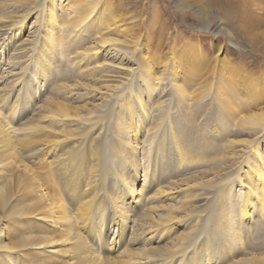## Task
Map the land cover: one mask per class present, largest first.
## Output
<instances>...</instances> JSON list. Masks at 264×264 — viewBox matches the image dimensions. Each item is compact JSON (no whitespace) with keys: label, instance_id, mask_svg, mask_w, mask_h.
Returning <instances> with one entry per match:
<instances>
[{"label":"rangeland","instance_id":"1","mask_svg":"<svg viewBox=\"0 0 264 264\" xmlns=\"http://www.w3.org/2000/svg\"><path fill=\"white\" fill-rule=\"evenodd\" d=\"M261 109L264 0H0V264H264Z\"/></svg>","mask_w":264,"mask_h":264},{"label":"bare ground","instance_id":"2","mask_svg":"<svg viewBox=\"0 0 264 264\" xmlns=\"http://www.w3.org/2000/svg\"><path fill=\"white\" fill-rule=\"evenodd\" d=\"M27 39H24V41H26ZM179 84H176V86H178ZM221 92H223V93H225V95H227V97H226V100H225V102H223V106L225 107V109L226 110H228V111H230V112H234L235 113V115H236V113H238L239 112V108H238V106L235 104L236 102L234 101L235 99L233 98V95L232 94H230V93H227V91L225 90L224 91V89H219V96H220V93ZM139 101H142V97L141 96H139ZM221 104V103H220ZM60 107H62V108H66V104H63V103H60ZM243 117V121H247V120H251V121H253V119H260V117H264V109H261V110H259V111H255V112H253V113H250V114H246L245 116L243 115L242 116ZM256 122H259V120H257ZM260 123V122H259ZM30 142V141H29ZM91 153V152H90ZM92 154L94 155V156H96L97 155V150L95 149H93V152H92ZM255 174L259 177V178H262V181L263 182H261V180L260 181H258L257 182V185H256V191L255 192H259L260 191V193L261 194H263V199H262V201H261V204H260V207L261 208H264V175H263V171L261 170V169H256V171H255ZM247 202L249 203V204H251L252 203V196H250L248 199H247ZM68 233V235H67V237L69 238L68 240L69 241H72V240H74V238H77V236H78V233L76 232V231H68L67 232ZM2 236V235H1ZM66 237H63V238H61L60 240L61 241H65L66 239H65ZM59 240V241H60ZM48 241V240H47ZM50 242L49 243H55L54 244V246H53V250L56 252V251H59V248L60 247H57V244L59 243L57 240H55V241H53V240H49ZM57 241V242H56ZM60 241V242H61ZM40 242H42V240L41 241H39L38 243H40ZM45 243H48V242H44V243H40L39 244V246L41 245L42 246V244H45ZM14 245H16V243H14ZM56 245V246H55ZM0 246L2 247V248H8L9 246L7 245V244H5V243H0ZM13 247V246H12ZM39 248V247H38ZM42 250V249H41ZM49 250H52V249H49ZM83 251H85V249L83 250ZM83 258H77V259H75V260H73V259H71V260H68L67 261V263L68 264H111L110 263V261L109 260H107V261H105V260H103V256H97V254L95 253V254H93L92 252H84V254L83 255H81ZM80 256V257H81ZM260 261L261 262H263L264 263V257H262V258H260ZM255 262V260L253 259V263ZM240 264H242L241 263V261H240Z\"/></svg>","mask_w":264,"mask_h":264}]
</instances>
